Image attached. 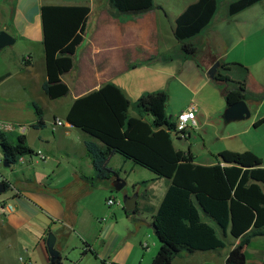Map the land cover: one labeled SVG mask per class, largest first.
I'll return each mask as SVG.
<instances>
[{"label": "crops", "instance_id": "crops-1", "mask_svg": "<svg viewBox=\"0 0 264 264\" xmlns=\"http://www.w3.org/2000/svg\"><path fill=\"white\" fill-rule=\"evenodd\" d=\"M98 1L16 0L15 9L12 11L8 0H0V32L6 31L16 39L13 46L0 50V77L7 75L0 82V124L13 125L11 131L1 130L8 134L13 143L19 135H25L29 147L34 151V155L21 157L16 165L8 168L11 169L10 172L12 176L15 175V178L12 180L14 182L5 178L12 193L0 201V217L3 218L0 221V235L3 239L10 240L13 246L22 248L26 259L32 264H50L46 240L54 227L57 230L60 229V233L64 229L73 230L77 227L80 230L83 227L82 232H84L83 229L88 227L98 231L103 244L107 243L110 237L114 245L120 242L122 238L120 235H111L115 222L105 223L104 220L100 222L101 214L98 211L96 195L100 192L106 203L111 197L112 182L115 178L96 182V187H92L96 172L88 155L86 142L94 139L72 126L67 121V115L76 99L98 90L107 83L116 84L115 79L122 70L130 69L136 61H150L170 51L171 49L164 45L166 39L171 37L169 32L167 33L165 21H169L172 36H175L176 19L190 4L198 0H175L174 2L179 5L177 10L174 8L168 10L169 5L163 2L164 5L157 4L161 8L155 6L149 12L130 16H118L108 1L98 9ZM45 5H84L91 8L84 42L75 55V68L62 77L63 82L69 86L70 93L57 100L50 99L43 91V85L47 80V70L41 8ZM256 6L258 4L234 16L242 15ZM229 17L227 13L224 19L228 20ZM210 32L214 33L213 30ZM219 40L220 44H226L223 38ZM229 57V51L215 54L206 62L203 76L207 74V78L211 79L208 71L217 61H224L227 65L239 64L236 60H229ZM241 63L247 72L240 79H243L251 94H259L264 88V57L252 64ZM240 79L233 78L234 81H240ZM120 88L131 101L129 93L124 88ZM150 93L153 94L144 91L138 97ZM221 94L224 96L223 91ZM34 103L43 111L44 128L31 127L38 120L33 107ZM247 103L249 104V101ZM226 108L227 106L223 107L225 110ZM221 117L223 119V116ZM259 118L257 116L254 121L246 125L228 127L226 125L230 123H225L224 119L223 121L218 118L212 120L202 113L198 115L197 129L205 128L207 131L205 136H208L209 129L213 128L220 142L228 138L237 140L241 134L249 133L252 125L254 126ZM57 121L62 122V125H58ZM21 127H25V131H22ZM202 147L205 148V144ZM225 150L253 151L262 159L264 166V135L254 143L239 140L234 143V146L223 145L218 150L209 148L205 154H192L195 164L210 166L219 162V154ZM38 152L43 153L45 158L41 159ZM116 156H113L111 161ZM121 162L122 168L128 164L127 161ZM37 163L45 165L48 176L42 180L36 177L34 179L36 185L30 186L32 181L28 177L34 175L33 167ZM135 166L131 165L130 168L134 169ZM113 169L118 172L115 168ZM153 181L155 182L156 178ZM169 184L167 180L165 190L153 214L158 210ZM8 204L14 206V212L9 213L6 210ZM202 216L204 222L214 226L218 233L221 231L204 212ZM230 238L226 237L227 243L230 242L231 245L229 250L225 251L226 248H224L211 252H182L172 264H226L230 251L239 243V240L231 242ZM114 245L112 247L109 245V252L104 249L101 254H98L100 259L105 260V264L114 260L119 264H151L159 250L158 244H155L154 249H156L151 255L150 246L147 248L149 252L144 253L143 244L140 247L130 245L124 249L125 253L112 260V256L108 255L112 251L120 250V247L113 250Z\"/></svg>", "mask_w": 264, "mask_h": 264}, {"label": "trees", "instance_id": "trees-1", "mask_svg": "<svg viewBox=\"0 0 264 264\" xmlns=\"http://www.w3.org/2000/svg\"><path fill=\"white\" fill-rule=\"evenodd\" d=\"M107 1L118 16L140 15L155 7L154 0H99L98 9ZM263 1L233 0L228 5V13L234 16ZM8 2L14 11L16 0ZM218 9L219 0H198L176 19L175 37L183 43L188 54H197V47L188 41L211 24ZM90 16L91 8L84 5H45L41 8L47 70L43 91L52 100L70 93L62 77L75 68V55L84 42ZM233 68L247 72L241 64L220 62L213 79L222 86L227 106L240 100H255L257 96L247 90L244 82L232 79ZM6 76L0 77V82ZM167 103L168 95L157 92L143 95L132 104L123 90L112 82L74 101L67 121L94 139L86 142L96 172L92 187H96V182L119 177L109 165L115 155H121L169 181L167 192L153 216L160 247L151 264H172L182 252L224 249L226 237H231L234 242L239 240L230 251L226 264H247V247L254 239L264 238L262 159L253 151L225 150L219 154L217 164H195L190 151L184 152L174 146L172 131L176 128V121L168 116ZM133 106L137 113L132 116L130 109ZM33 107L38 120L31 127L44 128L42 109L35 103ZM262 125L264 117L254 124L255 127ZM0 148L10 167L21 157L34 155L25 135H19L13 143L2 130ZM1 184L6 191L10 187L7 182ZM137 211L138 207L126 213ZM203 212L217 224L221 230L219 233L214 226L204 222ZM85 244L86 253L92 252L90 244ZM93 254L99 258L96 252ZM51 264H63L62 255Z\"/></svg>", "mask_w": 264, "mask_h": 264}, {"label": "rangeland", "instance_id": "rangeland-1", "mask_svg": "<svg viewBox=\"0 0 264 264\" xmlns=\"http://www.w3.org/2000/svg\"><path fill=\"white\" fill-rule=\"evenodd\" d=\"M174 1L155 0L154 4L160 7L157 4L165 2L169 5L168 10L171 8L177 10L179 5ZM231 1L233 0H219L218 12L210 26L200 35L188 41L197 47L196 56L188 54L183 49V43L180 44L175 36H172L169 21H165L167 33L169 32L171 37L166 39L164 45L171 50L150 61H136L133 67L122 70L115 79V83L129 93L132 104L136 102L137 98H139L138 96L144 91L152 93L165 92L168 95V116L176 118L183 110L196 105L200 109L199 115L203 113V115L212 118V120L218 118L223 121L221 116H223L225 111L223 107H226L227 103L225 97L221 94L222 86L207 78V74H205V77L203 76L206 62L221 51H229V60H236L239 64H242L241 62L252 64V62L261 60L264 57V3H259L254 9L248 10L242 15L231 17L227 9ZM227 13L230 16L228 20L224 19ZM211 30L214 33H211ZM219 38H223L226 44H220ZM221 62L224 64V61ZM254 71L256 72L255 67ZM230 75L232 79H240L244 76V73L238 68H234ZM240 81L244 82L243 79H240ZM255 95L257 96L255 100H249L248 106L252 113L249 119L224 125L228 127L246 125L254 121L257 116L261 119L264 116V88L259 94ZM136 113L137 111L133 106L130 109V114L133 116ZM207 127L209 129V126ZM214 131L213 128H210L208 136H205L207 132L205 128L192 129L189 131L191 136H187L184 139L178 138L175 133H172L174 146L184 152L190 151L195 155H199L207 153L209 148L218 150L223 145L234 146V143L239 140L246 143H254L264 135V125L259 127L252 125L250 132L241 134L237 137V140L228 138L226 141L221 142L217 140V135H215ZM204 144L205 148L202 147ZM0 157L3 158L1 148ZM121 161H127L128 164L122 168ZM131 165L136 164L126 160L121 155H117L110 163V166L118 171L119 178L126 183L121 191L113 190L110 192V195L115 198L116 204L108 206L105 200L102 199L100 192L96 194L98 197L97 207L101 214L100 222H103L102 220L105 223L109 221L115 222L111 235H120L122 237L120 242L114 245V242H111L113 239L110 237L107 243L103 244L98 231L88 227L83 229L84 232H82L83 227L81 230L77 227L73 230L64 229L62 233H60V229L57 230L54 227L50 232L54 233L57 239L59 238L56 248L63 257V264H103L102 262H105V260L100 259V257L96 258L93 252L101 254L104 249L109 252V245L110 247L114 245L113 250L120 247L119 251H112L108 255L112 256L111 259L119 258L125 253L126 250L124 249L130 245L140 247L141 244L147 243L150 246L151 255L156 249H154L155 244H158V248L160 247L159 240L151 226L153 225V210L155 211L159 204V199L165 190L167 180L157 177L153 172L138 165L135 166L136 168L131 169ZM33 168L35 170L33 171L34 175L28 177L32 181L30 186L36 185L34 180L36 177L38 180H42L48 176L43 163H37ZM10 171L11 169L5 168L0 164V174L12 181L15 175L12 176ZM155 178L156 181L154 182L153 179ZM11 193L12 191L8 189L0 196V201L6 199ZM136 193L139 195L138 211L136 213H126L123 203L124 197H132ZM2 219L0 217V221ZM230 241L234 242L232 238H230ZM85 242L90 244L92 252L86 253ZM227 244L225 251L231 248L230 242ZM142 250L144 253L149 252L145 248ZM246 253L248 264H264V238L254 239L253 243L247 247ZM28 262L29 260L26 259V254L22 248L17 245L13 246L10 240L3 239L0 235V264H25ZM111 263L119 264L115 260L107 264Z\"/></svg>", "mask_w": 264, "mask_h": 264}, {"label": "water", "instance_id": "water-1", "mask_svg": "<svg viewBox=\"0 0 264 264\" xmlns=\"http://www.w3.org/2000/svg\"><path fill=\"white\" fill-rule=\"evenodd\" d=\"M15 43H16V39L12 35H10L8 32L6 31L0 32V50L6 47H9V46H13ZM219 67H220V62L217 61L208 71L209 77L211 79L215 78V75ZM251 115L252 113L248 106L247 101L240 100L238 102L231 104L230 106H227L223 114V119L225 123H232L234 121L249 119ZM3 166L6 168L10 167L9 164L5 160H4ZM125 185H126L125 181H123L119 177L115 178L112 182V187L116 191H121L125 187ZM5 192L6 190H5L4 185L0 183V194H3ZM138 198H139L138 193L134 194L132 197L125 196L123 200L124 209L128 212L135 211L136 208L138 207ZM151 228L153 229L155 233L156 226L153 224ZM56 243H57L56 235L50 232L46 240L48 253L50 255V264L53 263L61 255L60 251L56 248Z\"/></svg>", "mask_w": 264, "mask_h": 264}, {"label": "built area", "instance_id": "built-area-1", "mask_svg": "<svg viewBox=\"0 0 264 264\" xmlns=\"http://www.w3.org/2000/svg\"><path fill=\"white\" fill-rule=\"evenodd\" d=\"M200 109L196 105H192L188 107L187 109L180 112L177 117L175 118L176 121V128L172 131V133H175L178 138H187L189 136V131L192 129H197L199 127V121H198V115H199ZM58 125H62V122L57 121ZM3 129L5 131H11L13 129V125L11 124H0V130ZM25 127H21L22 131H25ZM38 155L41 157V159H44L45 156L43 153L38 152ZM4 163V158L0 157V164L1 166ZM6 182V179L0 175V183ZM108 206H112L116 204V200L114 197H110L106 201ZM119 203V202H118ZM1 208V207H0ZM6 210L9 213L14 212L15 208L12 204L6 205ZM143 248L147 249L149 248L148 244L145 243L143 245ZM22 260V258H21ZM25 264H32L30 261Z\"/></svg>", "mask_w": 264, "mask_h": 264}]
</instances>
